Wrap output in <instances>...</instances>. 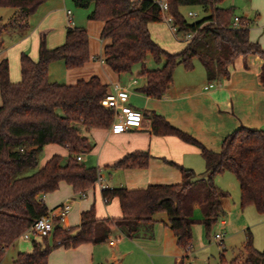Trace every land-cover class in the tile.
Segmentation results:
<instances>
[{
    "label": "trees",
    "instance_id": "16d2710c",
    "mask_svg": "<svg viewBox=\"0 0 264 264\" xmlns=\"http://www.w3.org/2000/svg\"><path fill=\"white\" fill-rule=\"evenodd\" d=\"M47 0H0V7L15 9L7 23L0 24V46L3 35L28 28V19ZM225 0H168V13L177 32L183 36L192 32L183 48L170 53L151 37L149 23L162 20L159 7L152 0H71L75 7L93 5L88 20L103 23L100 38L107 40L102 61L117 75L130 71L135 63L141 64L138 73L142 83L135 91L152 98H161L173 82V72L180 64L185 70L193 69V58L204 67L208 80L229 75L230 65L238 56L256 54L260 60L259 77L264 84V48L248 37L250 20L235 15L232 6H221ZM199 6L202 17L187 20L181 6ZM155 61L163 59L159 68L145 67L147 55ZM99 58V57H98ZM90 59L89 39L80 26L65 28L62 44L48 48L41 34L37 58L27 53L19 55L20 79L13 82L9 76L7 59L0 60V261L6 247L17 240L32 222L48 212L42 196L58 188L61 181L80 195L95 186L98 168L86 166L76 159L91 148L82 132L93 128L108 129L113 111L101 104L108 93V85L92 75L67 84L49 79L48 66L61 60L66 69L83 66ZM151 131L157 135L173 134L200 148L206 176L196 177L191 168L178 166L181 180L171 184H149L142 188L124 186L106 187L101 191L107 202L116 197L121 216H95L94 205L82 211L80 223L64 228L59 218L48 237L32 239L31 251H20L11 264H48L53 248L76 247L82 243H100L108 240L114 231L127 238L151 237L157 212H165L178 247L185 251L178 264H187L188 250L193 240L192 227L201 221L207 234L211 226L225 216L221 200L229 193L215 185L213 178L228 171L236 177L240 191V206L253 205L264 213V128L243 125L227 134L219 151L205 147L192 135L172 126L163 116L151 112ZM46 144H57L67 149L64 162L58 154L39 166V154ZM147 151L126 153L110 168H142L148 165ZM31 169L28 174H23ZM198 203L202 213L196 219L193 204ZM220 245L222 244L219 243ZM245 254L230 264H264V250L251 244L250 232L243 245ZM219 261L224 262L223 255ZM110 264H118L114 261Z\"/></svg>",
    "mask_w": 264,
    "mask_h": 264
},
{
    "label": "crops",
    "instance_id": "0c3cea01",
    "mask_svg": "<svg viewBox=\"0 0 264 264\" xmlns=\"http://www.w3.org/2000/svg\"><path fill=\"white\" fill-rule=\"evenodd\" d=\"M65 4L66 0H47L42 3L29 17L28 28L7 32L10 41L17 44L19 49L27 52L33 60H36L38 47L36 49L35 45V48L33 46L28 49L21 43L23 37L30 30L29 20L36 16V20L41 23L44 20H49L43 28L47 34V47L53 48L54 45H59L62 42V36H58L54 40L52 33L54 28L59 29L60 26L61 31L65 34L66 26L83 24V22H75L72 11L65 8ZM237 5L238 11L234 12L235 15L250 20L249 39L258 42L264 48V0H238ZM58 7L63 8L64 16L67 19L65 25L63 18H60L56 23L53 20L55 9ZM92 8L93 5L90 4V11ZM68 10L69 14H67ZM97 21L100 22V35L103 23ZM99 39L103 55V47L107 40L101 39L100 36ZM1 53L3 54L2 46ZM90 60H99L101 66H105L107 71L109 70L106 72L108 78L106 83L109 90L113 83L125 87L129 91L128 103L142 112L140 128H132L120 133H114L110 128H93L86 132L88 139L90 137L91 148L82 154V159L86 156L88 164H84L98 168L106 187L124 186L134 189L149 184L178 183L181 180L179 165L193 169L196 177L206 176L207 172L200 148L173 134L157 135L152 133L151 112L163 116L172 126L192 135L212 151H219L223 138L241 125L256 129L264 128V84L259 77L261 60L256 54H248L245 57L238 56L230 65L229 75L215 80L207 79L204 67L199 60L197 63H193L194 66L191 70H185L178 65L173 72L171 86L161 98H152L136 92L135 88L143 80L136 84H133L132 81L127 83L122 81L123 74L114 73L101 58L94 54H90L89 61L83 66L74 69H66L61 60L51 62L48 66L49 79L68 84V71H80L91 64ZM10 76L11 81L17 80L15 76ZM101 82L103 81L101 80ZM209 83L213 85L205 88ZM129 86L132 87L131 90H129ZM139 101L144 106L142 109L137 107L140 104ZM42 150L39 166H42L54 154L66 157L68 154L65 147L57 144H46ZM133 151H147L150 155L148 165L142 168L109 167L123 155ZM100 166L106 168L104 174L99 169ZM76 195L78 194L73 192L69 184L61 181L56 190L42 196L48 211L55 209L65 200L69 201L70 209L59 221V224L64 228L78 225L81 212L89 209L92 204L97 218L121 216L118 199L114 197L107 202L104 201L101 189L97 184L86 190L83 196L79 195V200L75 199ZM221 204L223 209L227 210L229 207L228 197L223 198ZM193 209V213L196 210L200 211L199 204L194 203ZM199 215L198 218H201V211ZM153 218L155 219L153 235L149 238H127L114 231L110 235L116 239L115 245H110L106 240L100 243H82L70 248L59 246L50 251L48 264H110L114 261H117L118 264H125V260L128 258L134 260L135 256L141 258L144 263L149 262V256L154 258L151 260L153 264H159L156 258H174L173 264H178L184 254L176 244V238L168 225L166 213L157 212ZM220 222L225 225L224 219ZM126 264H133V262Z\"/></svg>",
    "mask_w": 264,
    "mask_h": 264
},
{
    "label": "rangeland",
    "instance_id": "374dc122",
    "mask_svg": "<svg viewBox=\"0 0 264 264\" xmlns=\"http://www.w3.org/2000/svg\"><path fill=\"white\" fill-rule=\"evenodd\" d=\"M237 1L238 0H225L222 2L221 6H229L231 5L234 8V12H237ZM65 8L70 9L72 11V17L74 18L75 22H83L82 25H77L83 27L89 39V55L94 54L99 58H102V50H101V42L99 39V29H100V22L97 20L89 21L87 19V14L90 11V6L87 8H80L75 7L71 0H66ZM180 12L184 15V17L191 21L202 17L203 12L199 6H181L179 8ZM189 11H195L197 13L196 16H188ZM15 9L10 7H0V24L7 23L10 19L14 16ZM39 17V14L37 18ZM53 20L55 23L59 21L60 18H63L64 25L67 22V19L64 16L63 8L58 7L55 9ZM65 18V19H64ZM49 21V20H48ZM47 20H44L43 23L35 18L29 20L30 23V30L29 32L23 37V43L25 48H32L36 45V49L39 44V39L41 34H44L46 45H47V34L43 31L44 26L48 23ZM88 23L86 26L84 24ZM149 31L151 34L152 39L156 42L160 47L164 50L174 53L180 51L185 43L184 36L181 33L173 32L170 29V24L167 23L164 19L159 22H152L149 26ZM55 30L53 33L54 40L59 36H62V42L64 41V33L59 29L54 28ZM52 37V35H51ZM15 43V42H14ZM59 44V45H60ZM2 49L3 54L0 53V60L3 58L7 59L8 66H9V76L13 75L17 78L16 81L20 79V66H19V55L23 51V49H19L17 44H13V42L9 39V34L5 33L2 39ZM58 45H54L56 47ZM27 53V52H25ZM28 54V53H27ZM29 55V54H28ZM193 63L198 62L197 58H193ZM91 64L82 68L80 71H68L67 75V82L68 84L78 79H87L92 75H96L100 80H102L105 84L108 81L106 72L107 69L105 66H101L99 60H90ZM163 64V59L160 61H155L151 55H147L145 60V67L148 69L152 68H159ZM180 65V64H178ZM176 65V66H178ZM179 67H182L181 65ZM176 68V67H175ZM174 68V70H175ZM141 70V64L135 63L132 65L130 71L123 74L121 76V80L125 81L126 83L132 81L133 84L137 82H141L143 79L138 73ZM11 78V76H10ZM77 79V80H78ZM135 80V82H133ZM14 81V82H16ZM76 82V81H75ZM132 86V85H131ZM132 87L129 86V90ZM1 102V99H0ZM139 105L137 107L143 108L144 106L141 104L142 102L139 101ZM84 134L87 133L82 130ZM90 139V137H89ZM43 151V150H42ZM42 153V152H41ZM41 155L39 154V159ZM65 155L61 156L62 162L65 160ZM93 157H96L93 155ZM82 163L88 164L87 157L85 156L84 159L81 161ZM102 171V174L105 173V167H99ZM31 172V169H26L23 174H28ZM214 183L216 186L225 190L229 193L228 200H229V207L225 210V216L223 218L218 219L209 229L208 234L204 224L197 220L196 223L192 227L193 232V240L190 250H188V260L186 261L187 264H225L231 263L233 259L238 256H244L245 251L243 245L246 241V235L250 232L251 235V244L252 246L262 251L264 250V213H259L253 205H247L244 208L240 206V191H239V184L234 176V174L225 171L223 173H218L215 175ZM98 188V187H97ZM76 200H79V195H76ZM199 210L194 212V216L196 219H199L200 216ZM225 220V225L221 224V220ZM68 228V227H66ZM216 233H222V244H219V241L215 239L214 235ZM33 239L39 240L38 237H34ZM48 243L52 244V239L48 237ZM32 249V241L23 239L19 237L17 240L14 241L13 244L6 247L4 251V255L0 261V264H11L14 258L16 257L17 253L20 251H31ZM54 249V248H53ZM52 249V250H53ZM181 249V248H180ZM181 253L185 254L183 249L180 250ZM223 255L224 262L221 263L219 261V255ZM149 262H143L141 258L138 256L134 257V260L127 259L125 260L126 263L133 262V264H153L151 260L153 257H149ZM159 261V264H173L174 258H156Z\"/></svg>",
    "mask_w": 264,
    "mask_h": 264
},
{
    "label": "built area",
    "instance_id": "2783aa9c",
    "mask_svg": "<svg viewBox=\"0 0 264 264\" xmlns=\"http://www.w3.org/2000/svg\"><path fill=\"white\" fill-rule=\"evenodd\" d=\"M132 1H140V0H132ZM160 9L162 13V19L167 21L170 24V29L173 32H177V27L173 24V18L168 13V0H152ZM70 11H67L69 14ZM197 13L195 11H189L188 16H196ZM239 23V16L234 15L232 17L231 25L236 26ZM192 37V32H188L184 34V39L189 40ZM1 53V46H0ZM135 82V80L133 81ZM213 84L209 83L205 88L211 87ZM129 91L119 85L118 83H113L111 85L108 93L101 99V104L113 111V120L110 125V130L114 133L124 132L128 129L132 128H140L142 126V112L131 106L128 103ZM76 159L78 161L82 160V154H77ZM101 191L106 188V185L103 182L102 175L98 170L96 183ZM84 193H81L80 196H83ZM105 201V200H104ZM70 209V203L68 200H65L63 203L58 205L55 209L49 210L46 214L37 217L32 224L20 235L23 239L32 240L34 237H44L49 236L55 226L53 221L54 217L59 218V220L63 219L65 214ZM215 239L222 242V233H216L214 235ZM116 239L113 236H109L108 243L110 245H115ZM229 264V263H225Z\"/></svg>",
    "mask_w": 264,
    "mask_h": 264
}]
</instances>
